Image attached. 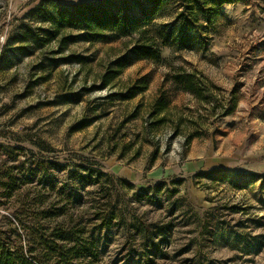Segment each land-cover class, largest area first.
Instances as JSON below:
<instances>
[{
    "label": "rangeland",
    "instance_id": "374dc122",
    "mask_svg": "<svg viewBox=\"0 0 264 264\" xmlns=\"http://www.w3.org/2000/svg\"><path fill=\"white\" fill-rule=\"evenodd\" d=\"M41 1L0 0V232L12 249L43 258L37 237L55 229H39L35 206L60 231L68 212L84 215L94 264H264V0L225 5L202 47H164L101 88L131 38L80 37L64 53L82 62L52 53L56 40L46 54L22 48ZM181 11L175 0L151 34ZM180 71L209 83L205 99L178 89ZM159 103L166 120L154 126Z\"/></svg>",
    "mask_w": 264,
    "mask_h": 264
},
{
    "label": "trees",
    "instance_id": "16d2710c",
    "mask_svg": "<svg viewBox=\"0 0 264 264\" xmlns=\"http://www.w3.org/2000/svg\"><path fill=\"white\" fill-rule=\"evenodd\" d=\"M179 1L182 9L180 14L173 22L164 25L161 30H157L152 35L150 30L155 26L156 19L175 0H94L75 4H61L57 0H42L32 10L33 16L39 20V24L34 26L29 20L24 24L19 38L20 45L25 49L35 45L42 49V54H46L49 44L56 40L59 47L56 52L52 53L62 54L63 61L82 62L84 60L82 56L64 53L69 44L77 41L80 37L90 42H111L122 37H130L131 40L126 45L123 56L106 73L100 75L101 88L114 82L122 71L134 61L160 62L163 59L162 49L164 47L172 45H176L180 49L202 47L209 28L221 18L222 8L227 4L234 5L245 0ZM75 30L80 31L81 35L75 34ZM172 80L178 89L191 92L201 100L205 99L209 92V83L207 84L195 72H177L172 76ZM163 105L159 103L153 112L154 126H158L166 120L160 114L163 111ZM174 131L175 134L178 133L180 125L176 126ZM215 171L220 170L207 171L205 175ZM200 174L198 173L197 176ZM18 182L19 179L13 176L9 181V189H13ZM233 183V186L239 189L247 187V184L240 185L236 181ZM162 186L163 184H159V187ZM9 189L7 193H9ZM39 197L47 198L45 194ZM69 199L73 206L81 203L78 194L70 193ZM24 201L34 203L35 198L29 195L25 200H21V204H24ZM230 208L240 209L239 206H230ZM30 209L34 213L36 211L40 213L39 229H46L49 226L55 229L52 235L45 232L37 237L44 249L43 258L38 259L36 255L25 252L16 245L13 250L10 237L6 238L0 232V264H83L84 262L94 264L95 260L99 259L98 238L94 231L88 233L83 227L86 221L84 215L79 216L80 214L68 212L66 218L62 219L64 227L60 231V219L57 220L55 216L48 217L47 213L35 206H31ZM128 217H131V214Z\"/></svg>",
    "mask_w": 264,
    "mask_h": 264
}]
</instances>
